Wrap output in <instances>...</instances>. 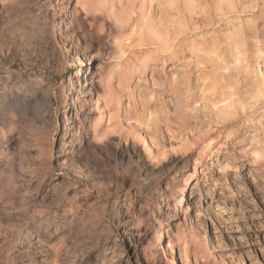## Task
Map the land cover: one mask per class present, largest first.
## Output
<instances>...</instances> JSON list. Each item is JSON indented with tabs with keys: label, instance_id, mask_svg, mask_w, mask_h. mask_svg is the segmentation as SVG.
Returning a JSON list of instances; mask_svg holds the SVG:
<instances>
[{
	"label": "rangeland",
	"instance_id": "1",
	"mask_svg": "<svg viewBox=\"0 0 264 264\" xmlns=\"http://www.w3.org/2000/svg\"><path fill=\"white\" fill-rule=\"evenodd\" d=\"M35 1L26 0L18 15L15 10L0 24V73L22 76L30 97L38 92L52 101L33 103L24 115L0 99V264H146V255L151 263L167 264L148 252L155 244L149 242L152 225L163 218L164 246L176 247L178 255L186 248L193 264H264V104L246 95L220 118L201 113L202 134L214 141L201 152L198 134H190L189 143L180 137L184 112L174 84L194 71L195 41L248 23L262 28L264 0L223 12L219 0H207L205 10L193 9L190 0H166L160 24L169 33L175 27L186 33L166 52L135 49L130 77L112 82L115 106L104 113L102 126L107 136L83 143L92 132L81 127L65 154L63 105L76 64L30 36L28 20L39 13ZM104 49L97 43L90 53L95 68L106 61ZM257 61L264 74V56ZM34 78L41 80L38 86ZM90 109H77L81 120ZM88 116L95 123V114ZM256 153L262 158L254 167ZM185 181L188 199L194 185L204 193L201 199L195 192L188 222L183 214L189 201L177 202Z\"/></svg>",
	"mask_w": 264,
	"mask_h": 264
},
{
	"label": "bare ground",
	"instance_id": "2",
	"mask_svg": "<svg viewBox=\"0 0 264 264\" xmlns=\"http://www.w3.org/2000/svg\"><path fill=\"white\" fill-rule=\"evenodd\" d=\"M25 1L0 0V24L3 23V16L15 10L17 11L15 15H18ZM74 1L36 0L39 13L27 23L31 30L30 36L35 41L38 43L45 41L61 60L69 55L76 64L75 74L68 81L70 90L63 105V124L66 132L62 137L63 154L73 150L71 147L78 141L77 136L81 127L89 126L92 132V137L84 136L83 143H96L97 140H103L107 136L102 126L105 116L109 115V110L115 103L111 92L112 82L117 81L121 84L130 77L131 63L137 55L133 53L135 49L142 50L150 46L155 49L154 54L159 51L166 52L186 33L184 29L179 33L176 27L173 33H169L163 28L164 22L160 24L163 18L161 16L165 15L163 12L166 0H76V3ZM190 1L193 9L200 6L205 10L208 6L207 0L203 3L201 0ZM254 3L252 1V4ZM239 4L244 5L246 1L219 0L218 10L221 12L227 9L234 10ZM249 6V11H252L254 6ZM44 10L46 11L42 14ZM157 21L158 25H156ZM38 26L42 27L41 30H38ZM97 43L105 48L107 58L105 63L95 68L94 63H91L93 57H90V53ZM191 50L195 57L194 71L186 72L179 82V78L174 79L175 92L180 94L184 112L179 124L180 137L188 142L191 138L190 134H198V142L195 146L197 150L203 152L209 151L214 141L210 134H202L205 125L199 121L201 113L220 118L224 113H231L246 95L249 99L264 104V74L255 64L264 56V25L260 28L259 25L248 23L233 27L212 40L203 37L191 45ZM16 81L20 85L19 88L13 87ZM33 81L36 86L41 82L36 78ZM26 83L22 76L16 79L12 72L6 71L3 75L0 73V99L10 107L18 105L16 111L24 115L33 110V103L52 102L38 92L30 97L28 91H23L26 85V87L30 85ZM89 106H92V109L81 120L77 109L82 111L84 107ZM106 111L108 114L104 115ZM92 113L95 114L93 119L95 123H91L88 116ZM152 116V113H148L147 120L152 119ZM146 125L148 126L149 123ZM143 142L147 154L153 155L154 146L144 137ZM5 144V151L8 152L10 144L7 141ZM261 158L259 153L254 154V167L258 166L256 163H259ZM12 161L11 159L8 161L6 168L14 167ZM194 171L197 175V167ZM175 180L178 184V179ZM187 189L188 183L185 181L180 190L181 196L178 201L176 200L179 206L189 201L187 210L183 214L185 222H188L186 218L188 215L194 218L195 207L192 206L194 203L191 200L195 192L199 190L201 199L204 194L194 185L191 198L188 199L190 194H186ZM163 196L167 197L168 193L165 191ZM199 203L198 201L197 204ZM158 221V226L153 224L151 228L152 235L149 236V242L155 241V244L151 245L149 255L159 254L158 256L167 264H193L186 248H180L178 255L176 247L164 246L162 241L166 236L168 222L167 218ZM145 263L156 264L151 263L147 255Z\"/></svg>",
	"mask_w": 264,
	"mask_h": 264
}]
</instances>
